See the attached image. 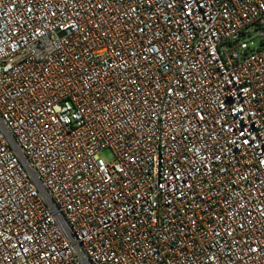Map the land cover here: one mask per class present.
Wrapping results in <instances>:
<instances>
[{
	"label": "built area",
	"instance_id": "built-area-1",
	"mask_svg": "<svg viewBox=\"0 0 264 264\" xmlns=\"http://www.w3.org/2000/svg\"><path fill=\"white\" fill-rule=\"evenodd\" d=\"M0 264H264V0H0Z\"/></svg>",
	"mask_w": 264,
	"mask_h": 264
},
{
	"label": "rangeland",
	"instance_id": "rangeland-1",
	"mask_svg": "<svg viewBox=\"0 0 264 264\" xmlns=\"http://www.w3.org/2000/svg\"><path fill=\"white\" fill-rule=\"evenodd\" d=\"M256 44L258 43V38H255L253 40ZM100 157L105 161V162H111L113 160V155L111 151L105 150L100 153Z\"/></svg>",
	"mask_w": 264,
	"mask_h": 264
}]
</instances>
